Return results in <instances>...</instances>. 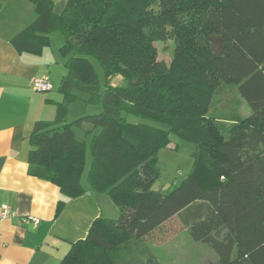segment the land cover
Segmentation results:
<instances>
[{"label": "trees", "instance_id": "trees-1", "mask_svg": "<svg viewBox=\"0 0 264 264\" xmlns=\"http://www.w3.org/2000/svg\"><path fill=\"white\" fill-rule=\"evenodd\" d=\"M27 1L36 19L13 47L41 55L58 32L67 69L54 121L37 123L30 138L29 173L60 189L57 216L86 193L84 182L120 211L97 219L60 264H119L121 246L195 207L187 230L218 264H264V0H69L61 15L52 0ZM169 37L166 65L155 44ZM226 85L238 87L251 115L224 131L210 109ZM91 106L102 113L86 115ZM172 136L194 146L193 172L152 191Z\"/></svg>", "mask_w": 264, "mask_h": 264}, {"label": "crops", "instance_id": "crops-1", "mask_svg": "<svg viewBox=\"0 0 264 264\" xmlns=\"http://www.w3.org/2000/svg\"><path fill=\"white\" fill-rule=\"evenodd\" d=\"M52 1L55 14L61 15L69 0ZM1 5L0 264H60L72 245L87 238L97 219L116 218L120 211L108 196L93 193L84 182L86 193L66 200L57 216L59 202L64 200L60 189L30 175V138L36 124L54 121L56 104L63 100L59 88L67 75L66 60L60 53L64 39L55 50L54 40L58 38L54 37L61 34L53 33L50 46L41 55L18 53L12 39L36 19L35 7L27 0H2ZM45 75L51 90L35 92L33 80ZM118 81L121 86L122 80ZM4 207L11 208L14 216L3 219ZM30 217L39 223L23 222Z\"/></svg>", "mask_w": 264, "mask_h": 264}, {"label": "rangeland", "instance_id": "rangeland-1", "mask_svg": "<svg viewBox=\"0 0 264 264\" xmlns=\"http://www.w3.org/2000/svg\"><path fill=\"white\" fill-rule=\"evenodd\" d=\"M54 38H58V40H54L53 48L58 50V43L63 42V39L61 35ZM155 46L158 51V61L169 65L175 48L173 38L169 37L166 41L156 43ZM91 61L99 75L101 85L104 86L106 77L103 69L95 59ZM120 79L123 83L121 86H126L122 77L112 78L111 84L120 86L118 81ZM102 111V106H91L86 109L85 113L88 116H93L101 114ZM248 114L249 108L242 99L238 87L226 85L215 93L210 115L219 121L224 131L235 122L246 118ZM129 120L132 123L139 122V119L135 117H130ZM194 151L195 148L192 144L176 136L171 137L169 148L159 153L160 176L156 184L159 190L171 185H179L192 174ZM89 164L90 159L88 160V169ZM117 210L119 209L117 208ZM195 210L196 207L184 211L158 233L144 241H131L121 246L115 256L117 262L119 264H218L219 258L212 247L193 241L187 230L186 222L191 221V214ZM119 217L118 214L116 218L109 219L118 220Z\"/></svg>", "mask_w": 264, "mask_h": 264}, {"label": "built area", "instance_id": "built-area-1", "mask_svg": "<svg viewBox=\"0 0 264 264\" xmlns=\"http://www.w3.org/2000/svg\"><path fill=\"white\" fill-rule=\"evenodd\" d=\"M32 88L35 92H38V93H46V92L50 91L52 88V85H51L49 77L47 75H45L43 77L34 79L33 84H32ZM13 216H14V214L12 213L11 208H9V207L3 208V213H2L3 219L11 218ZM23 222L24 223L32 222L35 225H37L39 223V220L36 218L30 217L28 219L23 220Z\"/></svg>", "mask_w": 264, "mask_h": 264}, {"label": "water", "instance_id": "water-1", "mask_svg": "<svg viewBox=\"0 0 264 264\" xmlns=\"http://www.w3.org/2000/svg\"><path fill=\"white\" fill-rule=\"evenodd\" d=\"M214 50H216V46L213 48ZM171 188V186H168L166 189H164V191H167ZM158 190V185H155L152 189V191H157Z\"/></svg>", "mask_w": 264, "mask_h": 264}]
</instances>
